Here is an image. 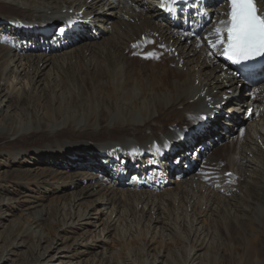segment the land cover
Here are the masks:
<instances>
[{
	"label": "bare ground",
	"instance_id": "6f19581e",
	"mask_svg": "<svg viewBox=\"0 0 264 264\" xmlns=\"http://www.w3.org/2000/svg\"><path fill=\"white\" fill-rule=\"evenodd\" d=\"M257 5L264 16V0H257ZM70 12H81L84 22L94 29L81 24L85 31L79 32L75 41L66 37L63 41L71 45L64 49L55 48L54 39L50 43L47 40L49 44L43 48L35 43L38 32L65 22L73 14ZM49 13L59 17H44ZM219 19L215 15V21ZM35 25H40L37 33L17 31ZM142 35L146 45L140 59L127 57L126 52L132 53L129 45ZM218 38L222 34L218 36L215 26L203 34L174 27L154 0H0V80L7 86L0 87V117L4 103H9L13 95L24 106L8 104L11 110L1 118L0 148L19 137L35 142L0 149L4 167L9 168L6 180L23 189L33 180L42 198L56 189L66 192L59 201L46 206L48 211L45 206L35 210L41 207L38 200L2 201L0 206H6L9 213L6 217L16 208L32 219L27 221L30 226L46 230L51 225V205L68 210L69 220L60 231L84 230L74 242L86 253L99 247L101 235L105 234L104 241L108 239L122 211L129 209L141 216L148 213L152 216L149 222L159 224L164 214L162 206L184 200L194 212L199 206L203 211L199 214L198 208V214L193 212L190 222L196 227L192 235L194 250L191 248L196 253L191 256V264H208L213 255L210 250L224 241L216 238L217 223L228 229L225 237L235 248L229 264H264V82H249L230 70L220 60L218 43H212ZM159 46L166 48L162 59L154 57ZM62 81L74 83L71 89L76 90L79 101L57 88ZM36 101H41L43 108H38ZM251 103L255 107L253 115L245 120ZM209 106L217 107L221 115L214 116L215 129L207 130L208 137H219L222 144L212 140L216 148L207 161L219 169L224 164L221 175H236L234 186L221 187L217 178H210L199 164L193 170L195 177L190 175L179 182L175 190L173 181L168 182L169 188L152 190L159 193L135 187L139 177L148 180L156 168L169 169L167 158L154 164L145 146L160 143L163 138H189L182 127H193L198 114ZM39 138L43 140L36 144ZM183 143L170 149L176 151L173 164L177 167L187 159L181 156L184 152H177L183 149ZM136 146H141V151L137 152ZM197 164L196 160L191 167ZM131 174L129 182L125 177ZM88 210L94 211L97 222H101L98 232L89 229L96 225L91 226ZM202 221L206 229L199 227ZM23 224L17 227L23 228ZM87 235L91 236L89 243L83 240ZM15 245L27 247L24 241ZM56 245L51 240L47 250L54 251ZM203 249L205 253H201ZM219 256L225 258L226 254L220 251ZM8 258V253L2 252L0 264Z\"/></svg>",
	"mask_w": 264,
	"mask_h": 264
},
{
	"label": "rangeland",
	"instance_id": "374dc122",
	"mask_svg": "<svg viewBox=\"0 0 264 264\" xmlns=\"http://www.w3.org/2000/svg\"><path fill=\"white\" fill-rule=\"evenodd\" d=\"M58 15L59 14L54 16L49 13L48 15H44V17H59ZM84 16L86 18V15ZM72 83V81H62L61 83L57 84V88L62 89V92L64 94L69 95L75 102H77L79 101V99L75 98L76 90L74 92L71 89V87H74V83ZM67 84L71 86H68ZM0 87H7L6 85H4V81L0 80ZM41 103V101H36L34 104H39L40 106L38 108H43ZM8 104H13L12 106H15L16 104L20 105L16 102L15 95H13L12 100L9 103H4L3 111L0 117V124L2 123V116L6 112L9 113V111L11 110L8 109ZM22 106L23 105H20L19 108H21ZM64 136L68 135L63 134L62 137ZM105 137L107 136H98V138ZM42 140L43 139L39 138L36 141V144L41 143ZM27 141L30 144L35 143L31 142L29 137H19L11 143L6 144L7 147L3 146L0 149H11L13 147L25 146L28 145L26 144ZM25 158L20 159L19 164H22ZM4 166H6L5 159L0 156V203L2 201H5L7 203H14L13 200L18 201V203L19 201L27 202L37 200L39 202V199L42 198V194L35 187L34 181H28L27 187H25L24 189L17 188L16 186L8 183V180H6L9 168L8 166ZM241 181L243 182V180ZM178 183L179 182H173V184L171 183L173 190L176 189V185ZM63 192L66 193L65 191H63V189H56L53 192L44 194L45 197L43 196L41 201L39 203L37 202V204H40L41 207L38 206V208H35V210H40L45 206L46 211H48L46 206L59 201V199H61L60 195H62ZM175 204L178 205L176 206ZM167 205L162 206V208L164 207L168 212L163 208L164 214L161 216L162 220L159 224L150 223L149 219L152 218V216H150V214L148 213L141 216L140 213H132L129 209L122 211V215L119 220L120 222L118 221V223L115 224L113 231L108 236V239L104 241L103 237L105 236V234L101 235L102 240L100 239L101 242L99 244V247H94L90 250H87L86 253H83L85 250L80 249L75 245L74 242L76 239L79 240V238H81L79 236H82V232L84 230L71 231V233L69 230L60 231L62 224L67 223L69 220L70 212L68 210H63L60 208L56 209V207H52L51 205V217L49 218V222L51 225L46 227V230H41V227L33 228L34 225L32 227L28 224L29 222L27 223V221H31L32 219L30 217H27L25 213H21L15 208L11 209V216L6 217V215L9 214L7 211V207L0 206V255L2 254V252H6L9 256V260L1 264H36L37 261H40L41 264H191V256L193 253H196L193 251L194 244L192 243V235L194 234L196 227L195 224L190 223L192 214L194 212L193 206L189 208L188 202L184 200L179 202L176 201L174 203L172 202L169 206ZM181 205L185 206L186 209L183 208V206L181 208ZM12 207H14V204H12ZM83 208L85 209V207ZM198 208H200V210ZM198 210L200 213L198 212ZM196 211L199 214H202L203 212L201 210V206L197 207L194 212L195 214H198L196 213ZM89 214L92 218L90 220L92 222L91 226L96 225V228L89 229H91L92 231L94 229H97L98 232L99 229H102V227L100 228L101 222H97L98 216L97 214L94 215V211H89ZM3 217L5 219H2ZM19 220H22L20 222L24 223L23 228L17 227L19 226L18 224H20ZM202 223L204 225L206 224L205 221H202L199 227L202 225L201 228L203 227V229H206L208 226H204ZM227 232V228H225L224 230L221 224L217 223L215 231L216 238L226 239L225 236L227 235ZM231 233L232 232L230 231L229 234ZM201 235V231H199L198 236ZM200 238H203V236ZM40 239H42L41 242ZM225 239L224 241L218 242V247L216 250H214L213 248L210 250V254L213 255L208 264H229V258L233 255V253L231 252L235 251V248L234 245L231 247L232 242ZM51 240L57 242L54 251H51V249L47 250V246L51 242ZM83 240H86L85 242L89 243L91 242V236L87 235L83 238ZM21 241H24L27 247L16 248L15 243H20ZM36 246H39L37 251L35 250ZM66 248L71 249V252L66 253V251H62ZM220 251H223L226 254L225 258H220ZM205 252V249L201 251V253ZM42 254L44 255L43 259H38ZM54 256H57V258H55L53 261H49L52 260ZM59 256L60 258H58ZM220 259H222L223 261H221ZM204 264H206V262H204Z\"/></svg>",
	"mask_w": 264,
	"mask_h": 264
},
{
	"label": "snow or ice",
	"instance_id": "6c2138e0",
	"mask_svg": "<svg viewBox=\"0 0 264 264\" xmlns=\"http://www.w3.org/2000/svg\"><path fill=\"white\" fill-rule=\"evenodd\" d=\"M230 7L225 27L216 29L218 36L226 32V39L218 38L213 45L225 44L224 54L233 63L264 56V16L258 14L255 0H230Z\"/></svg>",
	"mask_w": 264,
	"mask_h": 264
}]
</instances>
